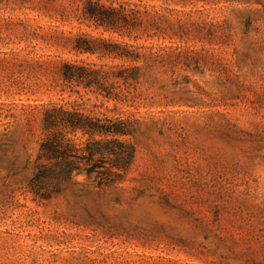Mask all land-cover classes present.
<instances>
[{
	"label": "rangeland",
	"instance_id": "rangeland-1",
	"mask_svg": "<svg viewBox=\"0 0 264 264\" xmlns=\"http://www.w3.org/2000/svg\"><path fill=\"white\" fill-rule=\"evenodd\" d=\"M60 2L0 4V31L28 38L5 50L29 53L22 92L0 63V264H264V0H142L164 16L153 43L170 65L142 70L126 108L133 165L103 188L74 173L42 200L28 189L42 106L105 112L52 89L62 61L101 63L55 44Z\"/></svg>",
	"mask_w": 264,
	"mask_h": 264
},
{
	"label": "trees",
	"instance_id": "trees-1",
	"mask_svg": "<svg viewBox=\"0 0 264 264\" xmlns=\"http://www.w3.org/2000/svg\"><path fill=\"white\" fill-rule=\"evenodd\" d=\"M153 9L142 0H61L55 15L49 16L70 29L56 37L58 47L76 57L94 56L101 62L62 61L52 89L68 98L84 90L98 102L93 107L105 112L85 110L89 98L81 103L49 101L42 106V139L35 172L28 182L29 191L36 197L47 200L57 196L74 173L93 177L96 187L103 188L120 182L130 170L135 156L131 137L137 120L125 114L126 108L136 102L142 70L170 65L165 58L166 47L153 43L163 38L164 20ZM15 39L0 31V55L4 56L0 63L9 80L7 92L24 89L22 69H15L26 63L28 46L5 49L9 43L18 45L28 38Z\"/></svg>",
	"mask_w": 264,
	"mask_h": 264
}]
</instances>
